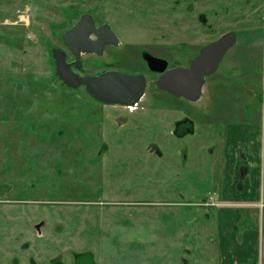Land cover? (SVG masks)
I'll return each instance as SVG.
<instances>
[{"label": "rangeland", "instance_id": "obj_1", "mask_svg": "<svg viewBox=\"0 0 264 264\" xmlns=\"http://www.w3.org/2000/svg\"><path fill=\"white\" fill-rule=\"evenodd\" d=\"M17 1L0 0V264H53L55 259L64 264H217L219 241L234 225L235 239L250 232L258 264H264V167L259 181L243 188L251 192L253 205L247 199L228 201L234 203L230 208L217 204L227 199L215 183L225 136L236 124L242 131L246 124L236 120H243L249 101L254 115L249 126L264 158L263 20L250 27L225 23L224 30L237 33V44L192 104L200 120L187 138V164L176 174L179 181L120 186L108 176L105 158L91 165V148L104 137L102 126L93 128L90 122L99 118L92 117L91 97L83 87L64 86L54 74L52 53L62 43ZM235 67L237 75L227 78ZM93 69L85 57L82 71ZM242 72L249 79L242 81ZM211 93H218L223 104L209 103ZM210 106L223 114L212 133L199 123L215 125Z\"/></svg>", "mask_w": 264, "mask_h": 264}, {"label": "flooded vegetation", "instance_id": "obj_2", "mask_svg": "<svg viewBox=\"0 0 264 264\" xmlns=\"http://www.w3.org/2000/svg\"><path fill=\"white\" fill-rule=\"evenodd\" d=\"M17 2L22 10H33L36 13L34 20L38 23L50 26V37H55L62 43L63 48L59 49L65 51L67 61L74 58V52L65 44L64 34L83 20L78 26V32L68 36V41L89 42L93 43V46L90 51H81L82 69L78 70L72 66L73 69L88 74L82 70L85 66V57H89L94 68L89 74L118 71L143 76V92L136 98L122 95L120 100L124 101L102 102L91 97L94 104L92 106H96L92 117L99 114V118L91 119L90 122L93 128L102 126L100 129L104 136L97 146L91 148V165L95 167L96 161L105 158L108 176L111 177V181H119L120 186L141 181H179L176 174L187 164L189 147L187 138L194 132L195 122L198 119L193 115L196 112L192 109V104L202 97L209 77L218 72L228 50L237 44V33L231 27L224 30L225 23L229 26H240L241 22H247L245 25L248 27L259 23L261 19L264 23V0L258 3L253 0H243L241 5L240 0H18ZM44 11L49 13L45 15ZM227 32L235 34V41L226 49L216 69L205 75L198 100L192 101L184 96H177L157 85L161 75L176 67L189 66L191 60L204 46L218 40ZM152 57L161 59L156 62V69L153 67ZM230 70H235V73L230 75L227 73V78L237 75V67ZM247 73L240 74L242 81L249 79ZM263 73L264 70L259 76L264 85ZM216 84L221 83L218 81L214 83ZM217 95L218 93L209 94V103L223 102L222 99L215 97ZM127 101L132 102L125 103ZM219 105L217 107H220ZM246 106L249 108L245 111L243 120L237 119L236 122L250 125L254 121L253 105L249 101ZM207 111L211 114V118H215L216 127L212 120H202L199 123H205L212 133V129L215 128L217 131L219 122H223L221 120L223 114H216L213 107ZM149 112H153L154 115H148ZM92 132L96 133L94 130ZM145 139H150L146 145ZM219 141V144L223 142L222 137L218 139ZM222 149L223 160L217 168L220 177L215 179L217 185L225 182L228 176L224 165V146ZM237 155L239 163L233 181L237 186H243L248 181L251 171L249 157L244 149H240ZM126 172L129 173L128 178H125ZM205 203V205H214L206 201ZM253 203L248 200L249 205ZM221 205L230 208L234 203L226 202ZM36 228L38 231V227ZM219 258L217 264H225L220 241ZM53 264L64 263L60 259H55Z\"/></svg>", "mask_w": 264, "mask_h": 264}, {"label": "water", "instance_id": "obj_3", "mask_svg": "<svg viewBox=\"0 0 264 264\" xmlns=\"http://www.w3.org/2000/svg\"><path fill=\"white\" fill-rule=\"evenodd\" d=\"M81 20L64 34L65 44L74 52L71 61L66 60L65 51L56 49L53 51L54 69L56 76L62 84L71 89L83 87L90 97L102 102H116L122 95L138 97L144 88V78L140 75L126 74L118 71H103L98 74H83L78 70L83 67L81 51H90L93 43L68 41V36L78 32ZM235 41V34L227 32L218 40L204 46L201 51L191 60L187 67H176L161 75L157 81L160 88L168 89L177 96H184L192 101L200 98L202 86L205 82V75L212 73L226 49ZM150 58V57H149ZM153 67L156 69V62L161 59L153 58ZM129 97V96H128ZM132 101L125 103L130 104Z\"/></svg>", "mask_w": 264, "mask_h": 264}, {"label": "crops", "instance_id": "obj_4", "mask_svg": "<svg viewBox=\"0 0 264 264\" xmlns=\"http://www.w3.org/2000/svg\"><path fill=\"white\" fill-rule=\"evenodd\" d=\"M235 126H238L239 128L240 124L232 126V131L228 133L224 139V165L225 172L228 176L226 177L225 182L218 185L220 187H218L216 192H218V190H221V192L223 191L227 201H220V204L232 200L245 201L246 199L255 202L254 200H251L253 199L251 192L245 194L243 188L246 184L254 183L257 180V177L259 181L260 169L264 167V165L260 167V161L263 162L264 158L262 159L260 147L258 148L256 146V131L253 130L251 126L244 125L240 132L235 129ZM240 149H244L248 155L251 170L248 181H246L243 186H237L233 181L239 163L237 153ZM227 187H229V189H226ZM235 187L239 191H236ZM237 214L239 215L238 210ZM224 232L223 235L227 237L221 240L220 243L225 264H258V253L256 247L250 242V232L242 233L241 240L235 239V225L231 228H227Z\"/></svg>", "mask_w": 264, "mask_h": 264}, {"label": "trees", "instance_id": "obj_5", "mask_svg": "<svg viewBox=\"0 0 264 264\" xmlns=\"http://www.w3.org/2000/svg\"><path fill=\"white\" fill-rule=\"evenodd\" d=\"M53 70H54V74H56V73H55V69H54V66H53Z\"/></svg>", "mask_w": 264, "mask_h": 264}, {"label": "built area", "instance_id": "obj_6", "mask_svg": "<svg viewBox=\"0 0 264 264\" xmlns=\"http://www.w3.org/2000/svg\"><path fill=\"white\" fill-rule=\"evenodd\" d=\"M263 82H264V73H263Z\"/></svg>", "mask_w": 264, "mask_h": 264}]
</instances>
